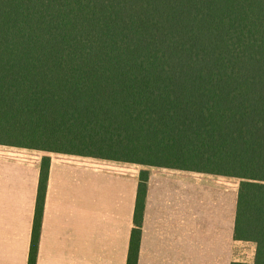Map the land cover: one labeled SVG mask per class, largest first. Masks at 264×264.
<instances>
[{
  "label": "trees",
  "instance_id": "trees-1",
  "mask_svg": "<svg viewBox=\"0 0 264 264\" xmlns=\"http://www.w3.org/2000/svg\"><path fill=\"white\" fill-rule=\"evenodd\" d=\"M0 144L236 177L231 264H264V0H0Z\"/></svg>",
  "mask_w": 264,
  "mask_h": 264
},
{
  "label": "crops",
  "instance_id": "crops-1",
  "mask_svg": "<svg viewBox=\"0 0 264 264\" xmlns=\"http://www.w3.org/2000/svg\"><path fill=\"white\" fill-rule=\"evenodd\" d=\"M35 264H126L141 170L136 264H231L236 177L0 144V264H27L42 157Z\"/></svg>",
  "mask_w": 264,
  "mask_h": 264
},
{
  "label": "rangeland",
  "instance_id": "rangeland-1",
  "mask_svg": "<svg viewBox=\"0 0 264 264\" xmlns=\"http://www.w3.org/2000/svg\"><path fill=\"white\" fill-rule=\"evenodd\" d=\"M255 246L251 242H237L234 247V259L242 262H251L254 257Z\"/></svg>",
  "mask_w": 264,
  "mask_h": 264
}]
</instances>
